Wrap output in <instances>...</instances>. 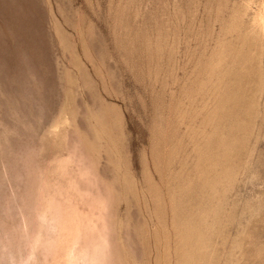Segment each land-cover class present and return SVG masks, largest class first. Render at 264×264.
I'll return each mask as SVG.
<instances>
[{"label":"rangeland","instance_id":"1","mask_svg":"<svg viewBox=\"0 0 264 264\" xmlns=\"http://www.w3.org/2000/svg\"><path fill=\"white\" fill-rule=\"evenodd\" d=\"M264 264V0H0V264Z\"/></svg>","mask_w":264,"mask_h":264},{"label":"bare ground","instance_id":"2","mask_svg":"<svg viewBox=\"0 0 264 264\" xmlns=\"http://www.w3.org/2000/svg\"><path fill=\"white\" fill-rule=\"evenodd\" d=\"M82 264H87L86 262H83Z\"/></svg>","mask_w":264,"mask_h":264}]
</instances>
